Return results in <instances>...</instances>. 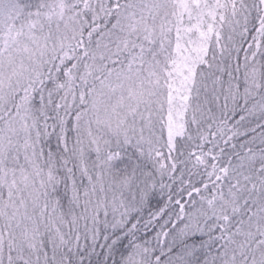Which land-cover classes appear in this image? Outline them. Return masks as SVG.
Here are the masks:
<instances>
[{"label":"snow or ice","instance_id":"snow-or-ice-1","mask_svg":"<svg viewBox=\"0 0 264 264\" xmlns=\"http://www.w3.org/2000/svg\"><path fill=\"white\" fill-rule=\"evenodd\" d=\"M0 264H264V0H0Z\"/></svg>","mask_w":264,"mask_h":264}]
</instances>
